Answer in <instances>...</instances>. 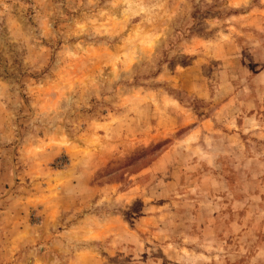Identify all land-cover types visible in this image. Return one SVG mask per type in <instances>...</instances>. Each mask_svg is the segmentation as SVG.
<instances>
[{
    "label": "rangeland",
    "instance_id": "obj_1",
    "mask_svg": "<svg viewBox=\"0 0 264 264\" xmlns=\"http://www.w3.org/2000/svg\"><path fill=\"white\" fill-rule=\"evenodd\" d=\"M0 264H264V0H0Z\"/></svg>",
    "mask_w": 264,
    "mask_h": 264
}]
</instances>
